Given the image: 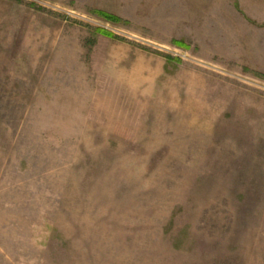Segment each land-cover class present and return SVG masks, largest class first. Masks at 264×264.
I'll use <instances>...</instances> for the list:
<instances>
[{"label": "rangeland", "instance_id": "374dc122", "mask_svg": "<svg viewBox=\"0 0 264 264\" xmlns=\"http://www.w3.org/2000/svg\"><path fill=\"white\" fill-rule=\"evenodd\" d=\"M0 264H264V0H0Z\"/></svg>", "mask_w": 264, "mask_h": 264}]
</instances>
